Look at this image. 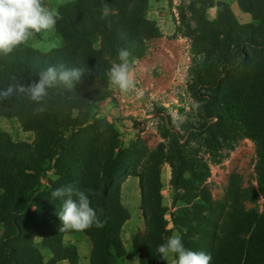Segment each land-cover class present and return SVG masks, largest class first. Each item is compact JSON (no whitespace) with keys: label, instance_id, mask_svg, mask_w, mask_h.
<instances>
[{"label":"trees","instance_id":"obj_1","mask_svg":"<svg viewBox=\"0 0 264 264\" xmlns=\"http://www.w3.org/2000/svg\"><path fill=\"white\" fill-rule=\"evenodd\" d=\"M102 2L108 3L114 9V14L105 19L100 18ZM238 2L243 10L253 16L255 22H259V26L248 27L251 37H233L231 33L222 35L226 44L239 43L238 45L242 46L246 64L241 71L236 68L230 70L225 83L229 85L230 102L238 105L242 103L238 96H244L245 102L247 101L246 117L250 123H256L260 132H264V64H260L259 68L253 64L259 61L258 58L264 52V0ZM43 3L46 6L45 0ZM148 5L149 0L71 1L58 10L62 18L57 21L56 28L64 38L63 46L52 49L50 53H42L25 43L14 48L8 55H0V90L17 84L27 85L33 80L38 81L40 72L49 66L64 64L68 68L79 67L85 72L74 82L71 90L63 85L49 89L42 102L46 107L43 113H34L33 108L36 105L23 94L0 99V116H16L26 127L36 130L39 134L36 147L45 154L41 155L40 159H35L36 156L29 155L32 151L28 150V145L14 144L0 131V189L5 191L0 196V225L4 223L7 227L0 239V264H59L62 260L78 264V249L66 246L65 232H60L63 223L57 213L62 210L64 198L54 199L51 196L53 190L31 186L29 190H34L36 206L35 210H31L27 202L15 201L11 197L14 188L11 169L15 168L28 176L33 173L39 177L42 162L47 159L54 161L62 181L89 195L91 206L97 210L99 219L105 222L103 228L93 225L86 229L93 242L92 264H121V260L127 255L122 230L130 220V212L121 197L122 184L131 175L140 177L143 189L146 229L139 232L133 240L134 247L140 254V264H165L157 251L158 247L153 244L155 237L163 244L171 236L162 212L159 193L161 153L157 149L151 151L142 144L124 148L118 135L107 136L108 131H94L97 129L96 118L82 123L79 119H72L65 110V104L76 105L91 100L93 95L98 98L100 92L98 89L93 90L92 86L107 76L113 65V57L118 58L121 48L129 50L133 59H138L146 53L145 37L150 39L157 34L155 24L146 18ZM202 7L205 8L202 12L196 9L194 1L189 6V10L199 19L197 33L217 37L218 29L211 27L209 21L204 18L207 7L211 6L208 3ZM182 19L187 23L185 16L182 15ZM218 20L232 27L236 24L237 17L226 3L220 2ZM41 34L42 32L34 36L39 37ZM257 34L263 37H257ZM97 42L99 47L96 46ZM250 49L253 51H249ZM235 64L227 54L220 55V66L233 67ZM199 80L207 83L202 78ZM215 81L219 82V78ZM218 89H221V82ZM207 102L208 106L204 105L205 112L208 118L219 119L216 124L218 126L222 123V115H216V112L215 115L211 114L209 106L215 108L220 104L219 95L208 96ZM206 127L209 126L205 125ZM186 146L187 140L183 141L177 132L173 133L167 150L171 163L168 162L172 164L173 169V183L178 189L197 192L195 185L185 179L184 174L194 173L199 156L187 155L184 151ZM24 147L27 150L23 149ZM41 159L43 161H40ZM143 160L144 167L140 165ZM61 187L65 186L57 185L54 190ZM88 190H91V194ZM147 192L156 200H148ZM195 196L201 197L205 202H211L210 196L207 197L199 191ZM149 204L150 208L155 204L160 212L157 215L150 214L146 209ZM194 205L204 207L201 204ZM217 211L219 210L214 212ZM236 220L235 218V222ZM201 222L204 225L206 218L203 217ZM259 225L264 236V217ZM182 226L187 230L182 239L186 249L211 254L210 264H226L217 248L222 237L218 229L206 231L203 228L200 232L203 237L200 246L199 243L186 242L192 232L189 224L183 223ZM215 226L217 228V225ZM36 236H41L44 244L53 252L50 260L46 261L36 247ZM145 237L147 242L143 240ZM242 242H246L243 237ZM261 245V248H257L254 243L245 244L241 248L239 264H251L254 256L260 257L264 264V240Z\"/></svg>","mask_w":264,"mask_h":264},{"label":"rangeland","instance_id":"obj_2","mask_svg":"<svg viewBox=\"0 0 264 264\" xmlns=\"http://www.w3.org/2000/svg\"><path fill=\"white\" fill-rule=\"evenodd\" d=\"M45 1L46 7L59 10L74 0ZM193 1L196 9L201 12L205 9L202 6L209 3L211 7H207L204 18L211 27L218 29L217 37L197 33L199 19L189 10ZM238 1L149 0L146 18L155 24L157 34L150 39L145 37L146 53L142 57H129L135 89L122 93L110 84L107 74L102 81H97L92 86L93 90L98 89L100 92L98 98L93 95L91 100L76 105L65 104V110L72 119L85 123L96 118L97 129L94 131H108L107 136L118 135L124 148L142 144L151 151L157 149L161 153L159 193L170 235L179 234L183 239V233L187 230L182 225L187 223L192 233L186 242L199 243L201 246L203 237L200 232L203 228L206 231L218 229L222 237L217 248L226 264H239L241 248L245 244L254 243L255 247L261 248L264 240L262 227L259 225L264 217V132H260L256 123H250L246 117L247 101L245 102L244 96H238L242 101L238 105L230 102L229 85L225 83L230 70L236 68L241 71L246 64L242 46L239 43L226 44L222 35L231 33L233 37H251L248 27L259 26V22H255L253 16L243 10ZM220 2L226 3L237 17L238 22L234 26L228 27L219 22ZM257 37L263 36L257 34ZM54 42L58 44L55 48L64 45V38L58 33L56 26L51 32L31 37L26 44L42 53H50L55 49L51 47ZM96 46L99 47V42ZM222 54H227L236 63L235 66H220ZM258 59L253 64L259 68L260 64H264V52ZM113 63L120 61L113 57ZM238 77L242 82L239 73ZM200 78L207 83H203V80L200 82ZM216 78L221 82V89H218L219 82L216 83ZM151 85L154 87L151 88ZM245 93L248 94L247 91ZM210 95H219L220 104L215 108L209 106L211 114L215 115L216 112V115H222V123L218 126L216 124L219 119L208 118L205 112L204 105L208 106ZM132 97L137 100L134 102ZM205 125L209 127L205 128ZM0 131L14 144L28 145V150L32 151L29 155L36 156L35 159L45 155L36 147L39 134L26 127L18 117L0 116ZM175 132L183 141L187 140L184 149L186 154L191 157L199 156L194 173L185 172L184 177L195 185L197 192L210 196V203L196 197L197 192H188L174 186L173 169L167 150L170 137ZM23 149L27 150L25 147ZM44 161L39 177L33 173L28 176L15 168L11 169L14 181L11 197L15 201L27 202L31 210H35L36 206L34 190H29V187L54 190L57 185L68 186L66 181H62L54 161ZM141 163L144 167L145 160ZM20 185L22 186L18 189ZM4 193V189H0V196ZM142 193L139 176L131 175L122 184L121 198L130 212V220L122 230L127 255L121 260V264H140V254L135 249L133 240L139 232L146 229ZM146 195L148 200H156L155 197L152 199L150 193L147 192ZM150 205L146 206L147 211L157 215L160 212L157 206L153 204L150 208ZM215 210L219 211L214 212ZM203 217L207 221L204 225L201 222ZM208 221L216 223L217 228ZM6 228L4 223L0 225V239ZM242 237L246 239L245 243L242 242ZM143 240L148 241L146 237ZM34 242L46 261L53 257V252L44 244L41 236H36ZM64 242L66 246L78 249V264H92L93 242L86 230L65 231ZM153 244L158 247L162 242L155 237ZM176 259L177 257L170 255L164 262L176 264ZM59 264L71 263L69 260H62ZM251 264H262V259L254 256Z\"/></svg>","mask_w":264,"mask_h":264},{"label":"clouds","instance_id":"obj_3","mask_svg":"<svg viewBox=\"0 0 264 264\" xmlns=\"http://www.w3.org/2000/svg\"><path fill=\"white\" fill-rule=\"evenodd\" d=\"M110 14H114V9L108 3L102 2L100 18L105 19ZM61 18L58 9L46 7L43 0H0V55L10 54L14 48L25 44L35 34L53 31ZM57 46L55 42L51 44L52 48ZM130 55L129 50L121 48L118 52L120 63H113L108 72L110 84L122 93L131 92L136 87ZM83 73L84 70L79 67L68 68L64 64L49 66L40 72L38 81L0 90V99L23 94L36 105L33 108L34 113H43L46 107L42 102L48 95V90L57 85L71 90L74 82ZM88 191L91 194V190ZM51 196L54 199L64 198L62 210L57 213L63 223L60 232L84 231L93 225L97 228L104 227L105 222L99 219L97 210L91 206L89 195L84 191L68 185L53 190ZM157 251L164 260L170 255L177 257L176 264H210L212 260L211 254L186 249L179 234L170 236L165 243L158 246Z\"/></svg>","mask_w":264,"mask_h":264},{"label":"crops","instance_id":"obj_4","mask_svg":"<svg viewBox=\"0 0 264 264\" xmlns=\"http://www.w3.org/2000/svg\"><path fill=\"white\" fill-rule=\"evenodd\" d=\"M154 86H155V84H154ZM154 86L151 85V88H153ZM141 90H143V89H141ZM147 90H148V88H147ZM132 99H133L134 102L137 100L136 98H133V97H132ZM139 100H140V99H139ZM128 108H129V106H128ZM131 114H132V113H131Z\"/></svg>","mask_w":264,"mask_h":264}]
</instances>
